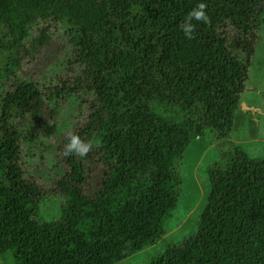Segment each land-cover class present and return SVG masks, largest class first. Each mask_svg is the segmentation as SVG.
Masks as SVG:
<instances>
[{"label": "trees", "instance_id": "1", "mask_svg": "<svg viewBox=\"0 0 264 264\" xmlns=\"http://www.w3.org/2000/svg\"><path fill=\"white\" fill-rule=\"evenodd\" d=\"M199 3L207 19L189 38L181 25ZM263 14L264 0H0V256L114 264L143 250L175 209V164L210 130L220 157L197 228L146 264H264V159L229 140ZM40 20L64 29L71 86L16 75L45 40L31 38ZM60 91L89 96L88 114L60 143L62 201L48 218L22 149ZM69 135L91 143L85 156L65 154Z\"/></svg>", "mask_w": 264, "mask_h": 264}, {"label": "rangeland", "instance_id": "2", "mask_svg": "<svg viewBox=\"0 0 264 264\" xmlns=\"http://www.w3.org/2000/svg\"><path fill=\"white\" fill-rule=\"evenodd\" d=\"M42 30L46 34L45 40L30 51L16 75L31 77L45 91L47 88L55 90L63 82L73 85L76 71L69 56L70 45L64 29L40 20L33 25L31 38H37ZM79 95L75 101L60 91L57 98L55 95L49 98L46 123L27 129L35 137L28 145H23L22 158L44 190L43 217H53L62 201L57 186L64 168L60 143L65 134L76 130L88 114L89 96L82 92ZM229 140L241 146L251 158L264 159V14ZM218 144L210 130L190 142L181 160L175 164L181 178L180 195L172 216L165 222L163 235L143 250L114 264H146L170 244L182 241L196 230L210 191L207 171L220 157ZM0 264H15L12 253L0 256Z\"/></svg>", "mask_w": 264, "mask_h": 264}, {"label": "clouds", "instance_id": "3", "mask_svg": "<svg viewBox=\"0 0 264 264\" xmlns=\"http://www.w3.org/2000/svg\"><path fill=\"white\" fill-rule=\"evenodd\" d=\"M204 3H199L191 12L188 13L185 23L181 25V29L185 36L191 38L192 24L191 20L195 19L197 21H206L207 17L204 12ZM91 148V143H86L82 141L77 135H69L67 142L64 145L65 154H78L80 156H85Z\"/></svg>", "mask_w": 264, "mask_h": 264}]
</instances>
